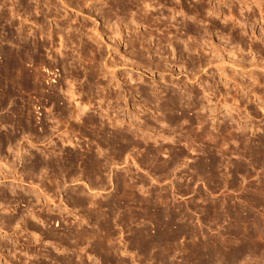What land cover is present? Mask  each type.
<instances>
[{
	"label": "rangeland",
	"instance_id": "obj_1",
	"mask_svg": "<svg viewBox=\"0 0 264 264\" xmlns=\"http://www.w3.org/2000/svg\"><path fill=\"white\" fill-rule=\"evenodd\" d=\"M0 77V264H264V0H0Z\"/></svg>",
	"mask_w": 264,
	"mask_h": 264
},
{
	"label": "bare ground",
	"instance_id": "obj_2",
	"mask_svg": "<svg viewBox=\"0 0 264 264\" xmlns=\"http://www.w3.org/2000/svg\"><path fill=\"white\" fill-rule=\"evenodd\" d=\"M30 50V49H29ZM26 51V56H24L23 57V54H22V56L18 53H16L15 51V53H13V54H15L12 58H11V56H10V64H9V69H6L7 71L9 70L10 71V75L9 76H11V75H13L12 77H10V78H8L9 79V81H12V79H13V81H15V80H17V81H15V82H18V80H22L23 81V84H28V85H30L29 83H30V81H31V78H33L34 77V75L31 73L32 71H28V70H24V71H27V72H25L24 73V71H23V68L25 67H23V61L27 58V59H29V61L30 60H32L33 59V61L35 60L34 58H32V59H30L31 58V55H29L31 52L30 51ZM30 52V53H29ZM25 55V54H24ZM23 58H24V60H23ZM27 59L25 60V61H27ZM24 61V62H25ZM31 62V61H30ZM26 69H27V67H26ZM6 71V72H7ZM3 73V72H2ZM8 73L9 72H7V74L5 75V74H2V75H5L6 76V78L8 77ZM22 73H24V74H22ZM21 75H23V76H21ZM18 76H20V78H18ZM35 76H37V75H35ZM3 77V76H2ZM38 78V77H37ZM0 79H1V77H0ZM5 79V78H4ZM2 81V80H1ZM4 81V80H3ZM24 81H26V83L24 82ZM36 81V80H35ZM36 82H38V81H36ZM2 83V82H1ZM19 83V82H18ZM7 84V83H6ZM21 84H22V82H21ZM36 84V83H35ZM34 84V85H35ZM16 85V84H15ZM18 85V84H17ZM33 85V86H34ZM6 87V86H5ZM12 87H13V85H12ZM17 87V86H16ZM25 87V86H24ZM31 87V86H30ZM25 89V88H24ZM5 91V90H4ZM168 105V104H167ZM80 110V109H79Z\"/></svg>",
	"mask_w": 264,
	"mask_h": 264
}]
</instances>
